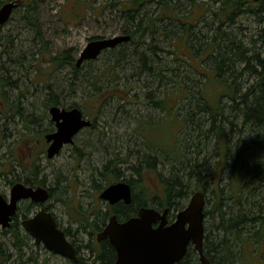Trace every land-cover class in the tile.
I'll return each mask as SVG.
<instances>
[{
    "label": "rangeland",
    "instance_id": "rangeland-1",
    "mask_svg": "<svg viewBox=\"0 0 264 264\" xmlns=\"http://www.w3.org/2000/svg\"><path fill=\"white\" fill-rule=\"evenodd\" d=\"M123 1L33 0L34 10L27 11L29 15H26V7L21 5L0 27V111L5 112H0V191L9 196L10 184L5 172L11 166L13 175L20 179L28 176L42 179L53 190V196L46 202L48 209L62 228L71 230L73 236L69 238L79 246V257L86 263H90L92 257L85 246L95 244L98 231L90 226L82 229L72 222L69 205L105 210L106 202L98 196L101 189L113 183L107 184V181L114 179V174L119 179H137L132 169L136 165L140 166L142 174L151 173L150 180L160 196L159 179L171 176V169L176 172L181 168V162L204 164L207 171L202 175L219 167L216 134H207L212 130L211 119L209 114L197 108L208 101L210 105L221 106L230 121L235 120L236 103L226 95L234 86L239 87L236 98L243 93L242 70L239 65L234 72H221L217 75L223 82L220 83L214 77V57L221 48L219 51L215 45L211 56L196 48L200 45L206 48L207 43L217 37L218 29L224 34L218 38L221 46L225 34L237 43L240 35L246 41H256L258 36L255 10L236 13L228 20L224 10L220 16L216 14L220 2L214 0L169 1L171 7L167 10L164 5L160 7L161 3L154 5L153 1L142 0L139 9L142 12L148 10L154 16L155 31L147 34L142 31L135 36L134 42L104 51L75 72L66 63L56 65L52 62L53 56L67 53L75 59L89 39L110 37L129 28ZM248 6L245 4L244 7ZM182 22L193 24L192 31L198 37L192 42L194 47L190 43L195 36H190L187 42ZM160 27L168 29L167 36L159 35ZM142 35L150 42L149 49L142 43ZM119 50L123 54L119 55ZM139 52L145 56V65ZM155 59L158 60L156 63ZM95 86H99L98 97L92 96L96 92ZM53 97L60 106H79L93 124L76 134L73 143L65 145L59 154L47 159L45 153L40 152L45 144L40 135L54 128L48 112ZM157 100H166L167 107L161 109V103L155 104ZM170 108L169 115L178 112L182 116L184 130L177 133L180 148L174 143L177 126L170 123ZM235 123V126L245 128L239 137L227 122L224 121L223 126L233 141L244 139L248 142L242 137L247 134V129L241 119L237 118ZM230 145L234 147V143ZM176 148L181 149L179 158ZM147 155L155 156L152 169L143 158ZM110 160L112 165L105 170L104 165ZM33 162L37 165L35 169ZM193 190H196L195 182L183 200L184 204ZM246 191H252L251 184ZM19 207L18 238L8 231L9 228L0 226L1 241L8 256L4 264H73L48 251L41 243L37 244L24 231L20 212L26 208ZM79 209L74 211L76 216H79ZM176 213L172 210L169 219H174ZM238 246L236 244L235 249ZM255 246L250 245L248 253ZM254 253V256L248 254L252 262L244 264L263 263L264 255Z\"/></svg>",
    "mask_w": 264,
    "mask_h": 264
},
{
    "label": "trees",
    "instance_id": "trees-1",
    "mask_svg": "<svg viewBox=\"0 0 264 264\" xmlns=\"http://www.w3.org/2000/svg\"><path fill=\"white\" fill-rule=\"evenodd\" d=\"M4 1L8 0H0V5ZM32 1L33 0L22 3L27 9L26 12L34 10ZM77 1L79 2L81 0ZM141 1L142 0H125L123 1L124 4H122V6L125 7L124 10L126 11L127 21L130 26L129 28H124V32L132 35L129 41L133 42L135 41V36L142 34V31H145L147 34L156 29L154 16L149 14L148 10L144 9V12H142V10L139 9ZM145 1H153L154 5H160L161 3L160 7L164 5V9L167 10L168 7H171L169 1L172 2L176 0ZM214 1L220 2V10L216 12V14L220 16V12L224 10V15L228 20L232 19L236 13L243 14L246 11L253 12L255 10L253 12L254 20L259 25L256 41L251 39L250 41H246V38H242L240 35L239 43H237L235 39L225 34L226 36L222 37L224 38V45L222 44V48L218 38H221L224 34L223 31L218 29L219 32L215 35L217 37L207 43L206 48H204L205 46L203 47V45H200V48H196V50H205V53L210 56L212 55L211 51L214 52L213 48L215 45L219 47V51L221 48L222 51L217 52L215 57L213 56L216 65L214 77L217 81H220V83L223 82L218 80L217 75H220L221 72H228L229 70L234 72V70L241 65L242 81L244 82L243 93L239 98H236V89L239 87L234 86V89L232 87L230 88V94L226 95L230 97L229 99L231 101L236 103L234 104L236 113L234 115L235 120L230 121L222 112L223 108L221 106L210 105L208 101H205L197 108V110L209 114L212 130H209L207 134L210 133L212 136L213 133L216 134L217 144H215V148H217L215 152L220 159L221 165L211 169L207 174L202 175L204 171H207L204 170L206 168L204 164L200 165L199 162L193 161V159V163L190 164L181 162V168L178 167L180 169H177L176 172L173 168L171 169V176L165 179H159V187L157 190L158 192H162L161 196L155 191L154 184L152 180H150L151 173L145 172L142 174L140 166L136 165L133 166L132 169L137 175V179H123L127 181L132 188V200L129 204L119 203L114 206L106 204L105 210L95 209V207L87 209L82 208L80 205V209L73 205H69V209L72 213L71 221L75 222L80 228L84 229V227L90 226L96 231H99L106 224V220L111 214H115L119 220H123L136 215L140 206L151 204L158 209L169 207L176 211L183 208V200L188 197L191 185L195 182L196 189H201L205 193V235L203 246L204 253L209 263L244 264L245 262L250 263L253 260L248 257V254L254 256V252L257 251L258 256L264 255V136L259 134L256 136H249L247 137L248 142L244 139L233 141L228 134L227 128L223 126V122H227L229 128H232L238 137L244 133L245 128H240L237 125L235 126L237 118H240L241 124H244V127H246L247 132L245 133L249 134L257 131L264 133V0H259L257 3L253 4H250L252 0ZM111 4L114 3L111 2ZM245 4L249 6L245 8ZM26 15H29L28 12ZM192 25V23L186 24L182 22L183 32L185 31L187 35V42L190 36H195L192 37L190 43L191 46L194 47L192 42L195 38L198 40V37L192 31ZM160 28L161 34L159 35H162V37L167 36L169 32L167 31L168 29L166 27ZM141 40L145 48L149 49L150 42L145 39L144 35H142ZM129 41L123 42L120 45L123 47ZM258 42H260V44H257ZM172 52L175 53V50H172ZM139 53L145 65V56L142 52ZM120 54H123L122 50H119V55ZM154 61V63H156L158 60L155 59ZM52 62L56 65L66 63L73 68L74 72L77 71L74 65V59L71 58L68 53L53 56ZM96 84L97 82L95 80L94 85ZM95 91V94L92 96L94 97L96 95V97H98L100 93L99 86H95ZM2 95L4 94L2 93ZM202 96L204 97L205 95L202 94ZM218 97L219 95L216 98L218 99ZM216 98L215 101L218 102ZM203 99L207 100L206 96ZM50 104L60 103L53 97L50 99ZM155 104L160 105L161 109H164L165 106L167 107L166 100H162V102L157 100ZM62 106L66 107L65 104ZM71 106L73 105L69 107ZM170 112H172L171 108L168 110V115ZM1 113L5 112L2 111ZM193 113L194 112H192V114ZM169 116L170 123H176L177 126L175 127L176 132L173 137L176 139V141L174 140L176 147H179L181 144L178 143L177 133H179L180 130H184L182 129V116L178 112H173ZM188 120L190 119L188 118ZM199 122L200 119L197 120L196 123L198 124ZM41 136L42 134L40 137ZM231 143H234V147L230 145ZM238 143L239 146L235 149ZM161 150L163 149L161 148ZM180 150L176 148V157L178 158L180 157L178 155ZM40 152L43 153L44 149L41 148ZM143 158L147 162L149 168H154L155 156L151 157L147 155ZM111 163L112 160L104 165L105 170L111 167ZM157 163L159 162L157 161ZM19 166H21V164H19ZM36 167L37 165L33 162L32 168L35 169ZM12 168L13 166H11L10 170L5 172L6 179L10 185L19 180H23V182L34 186L38 184L45 185L42 179L36 177L30 178L28 176L20 179L14 176ZM116 180H119V178L117 174H114V179L110 178L107 184ZM249 184H251L252 188L250 193L246 191ZM49 191L50 197L53 196L52 188L49 187ZM229 202L233 203V205L229 206ZM65 203L67 204V201ZM208 204L210 205L208 206ZM20 205L26 208L20 212V215L26 217L27 213L30 212L35 204L33 202L21 201ZM78 209L80 210L79 216H76L74 211ZM19 210L20 207L17 214L13 216L12 226L8 229L15 238H18L16 224L19 217ZM98 220L99 223H97ZM64 231L68 237L71 235L73 236L69 228H64ZM90 234H92L91 230ZM72 242L74 243V241ZM74 244L77 251H79V246L76 243ZM236 244L239 245L237 249H235ZM254 244H256V246ZM3 245L0 236V264H4L8 257L4 251ZM250 245L256 248L248 253V247H250ZM85 247L92 257V261L86 264H110L115 259V251L107 239L102 240L100 243L95 242V244L93 243L92 245L88 244ZM81 261L79 257L78 263L80 264ZM176 264H198L197 253L193 246L188 247L185 256ZM262 264H264V260Z\"/></svg>",
    "mask_w": 264,
    "mask_h": 264
},
{
    "label": "water",
    "instance_id": "water-1",
    "mask_svg": "<svg viewBox=\"0 0 264 264\" xmlns=\"http://www.w3.org/2000/svg\"><path fill=\"white\" fill-rule=\"evenodd\" d=\"M19 2L20 0H10L0 6V25L8 21ZM129 39L128 34L92 39L81 50L75 66L80 67L84 61L96 59L103 50ZM49 113L56 127L45 135L49 142L46 154L48 158H52L64 144L73 141V136L80 129L90 125V120L83 118L82 110L77 106L64 109L53 105L49 108ZM99 196L110 204L118 201L129 204L132 190L128 182L120 180L105 187ZM48 197L46 187L33 188L22 182L14 183L10 188L8 201L0 193V224L2 227L10 225L20 199L30 198L34 202L44 203ZM204 204V193L195 191L171 223L167 219L169 208L160 212L153 207L141 206L136 216L124 221H118L112 215L96 238L97 241L107 238L114 248L116 257L113 264H175L184 257L189 244L197 252L199 264H210L203 248ZM21 224L36 243H42L55 254L77 261L76 248L58 227L50 211L41 208L34 215L22 219Z\"/></svg>",
    "mask_w": 264,
    "mask_h": 264
},
{
    "label": "clouds",
    "instance_id": "clouds-1",
    "mask_svg": "<svg viewBox=\"0 0 264 264\" xmlns=\"http://www.w3.org/2000/svg\"><path fill=\"white\" fill-rule=\"evenodd\" d=\"M257 134H259V135H261V136H264V133H261V132H252V133H249V134H246V135H244V136H242V137H244V138H247V137H249V136H256ZM240 142V141H239ZM239 146V143L237 144V146L235 147V149L237 148ZM235 149H234V151H235Z\"/></svg>",
    "mask_w": 264,
    "mask_h": 264
},
{
    "label": "flooded vegetation",
    "instance_id": "flooded-vegetation-1",
    "mask_svg": "<svg viewBox=\"0 0 264 264\" xmlns=\"http://www.w3.org/2000/svg\"><path fill=\"white\" fill-rule=\"evenodd\" d=\"M119 203H121V202H119ZM119 203H117V204H119ZM116 204V205H117ZM104 240V239H103ZM102 241V240H101ZM107 241H108V239H107ZM82 261H81V263L80 264H86V262L83 260V259H81ZM115 260V259H114ZM114 260L110 263V264H113L114 263ZM70 261V260H69ZM73 264H79L78 262H79V258H78V260L77 261H75V262H73V261H71Z\"/></svg>",
    "mask_w": 264,
    "mask_h": 264
},
{
    "label": "bare ground",
    "instance_id": "bare-ground-1",
    "mask_svg": "<svg viewBox=\"0 0 264 264\" xmlns=\"http://www.w3.org/2000/svg\"><path fill=\"white\" fill-rule=\"evenodd\" d=\"M107 187V186H106Z\"/></svg>",
    "mask_w": 264,
    "mask_h": 264
}]
</instances>
